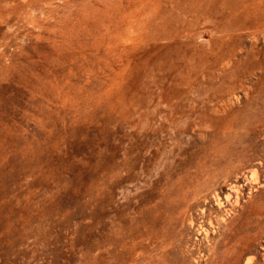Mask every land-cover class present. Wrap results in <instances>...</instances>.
I'll return each mask as SVG.
<instances>
[{
	"label": "rangeland",
	"instance_id": "obj_1",
	"mask_svg": "<svg viewBox=\"0 0 264 264\" xmlns=\"http://www.w3.org/2000/svg\"><path fill=\"white\" fill-rule=\"evenodd\" d=\"M146 1L0 0V264H264V0Z\"/></svg>",
	"mask_w": 264,
	"mask_h": 264
},
{
	"label": "bare ground",
	"instance_id": "obj_2",
	"mask_svg": "<svg viewBox=\"0 0 264 264\" xmlns=\"http://www.w3.org/2000/svg\"><path fill=\"white\" fill-rule=\"evenodd\" d=\"M169 4L173 12L179 14H189L194 17L193 20H205L209 24L213 25L216 31L228 32L241 27V24L236 21H231L232 16L236 14L237 5L225 6V4H219L218 0H160ZM224 1V0H221ZM249 1V0H243ZM158 0H147L143 4L145 14L151 18V21H155L159 18V13L155 7ZM237 2V1H236ZM258 6V5H257ZM242 7V6H241ZM146 8L150 11L146 12ZM247 12L246 10H244ZM264 18V17H263ZM235 20V19H234ZM253 22V21H252ZM251 22V25L253 24ZM253 26V25H252Z\"/></svg>",
	"mask_w": 264,
	"mask_h": 264
}]
</instances>
